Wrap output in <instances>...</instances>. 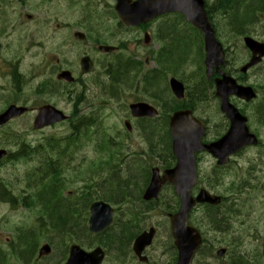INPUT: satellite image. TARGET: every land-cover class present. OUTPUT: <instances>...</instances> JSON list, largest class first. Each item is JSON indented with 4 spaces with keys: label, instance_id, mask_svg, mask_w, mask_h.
Masks as SVG:
<instances>
[{
    "label": "rangeland",
    "instance_id": "obj_1",
    "mask_svg": "<svg viewBox=\"0 0 264 264\" xmlns=\"http://www.w3.org/2000/svg\"><path fill=\"white\" fill-rule=\"evenodd\" d=\"M36 1L37 0H29V2L32 5ZM76 3L77 4H74L71 1L70 4H67V6H64L63 8L64 12H62L63 11L62 10L59 16H57L56 18L62 17V19H59V20H62L64 22H66L65 20L71 21L75 19V20H78V22L85 23L84 25H82V26H85L82 31L83 32L86 31V35H89L88 31H90L91 33L89 35V38L84 40V42L74 43L72 42L73 39L71 38V36L68 35V29L61 28L62 30L52 33L51 27H53V25L50 23L49 18L46 16L40 17V24L36 23L32 25L31 27L33 29V32L37 30L36 33L28 34V37H26V39L22 41V45L30 46L33 43L32 46H34V45L39 44L40 46L39 49L41 51L36 55L34 54V52H36V49H34L31 52V54L26 55L27 51L29 50L26 46L25 49L23 50L24 51L23 55L21 51H19L20 54H18V57L16 59L18 61V66H17L18 71L25 72V73L27 72L25 76L26 79L29 77V75H32V72L38 75L42 71L40 70V68L42 67V63H44L46 66L50 65L51 68H54V67H57V66H54V64L59 61L62 63H65V62L70 63V64L73 63L74 61L73 59L76 56L82 53H85V51L90 52L93 55L91 42H93L94 40L91 39V37L95 38L96 36H98L99 40L105 41V43L107 44L108 43L117 44V42L120 41V39L127 40V38H132L133 32H126V30L121 29L120 27L118 28L117 26L111 27L108 24L107 27L101 28V26L104 23L103 22L104 17L102 16H96L95 18L90 17L93 13L92 12H82L81 7L79 6V2L77 0H76ZM49 13H54V10L51 7V5L49 8ZM253 13L254 12L252 11V16H253ZM48 16L51 17L53 20L55 19L49 14ZM44 18L47 19L46 26L43 25ZM251 24H255V22H253L252 20L251 21L247 20L244 22L243 28H247V27L250 28L252 26ZM38 34L40 36H38ZM229 38H230L229 35L223 37L224 40H227ZM36 40H42L43 43H39ZM229 43L232 44L231 41ZM182 44H183V47L180 48ZM129 45L130 47L136 46L135 42H132ZM168 50H170V53L167 54ZM184 50H185L184 57H182L178 61H174L172 66L175 67L174 72L176 74V77L179 79H183L187 82L188 90L191 94L194 91L193 90L194 87L201 89V85L203 81L200 78L201 76L200 70H193V68L195 69L197 68V66H195L197 63L194 61L192 62V64H189L188 62L184 63L183 59L184 58L185 60L191 59L192 56L198 59L199 52H198V47L196 43L194 41L191 42V41L186 40V36L179 34L178 39H176L173 43H169L167 46L164 47L161 56L164 61L169 62L170 60L173 59L172 57H178L179 54L183 52ZM230 52L234 54L235 56H237L238 61H240L239 59L241 57V52L239 53V51L235 49H230ZM8 57L10 56L2 54L0 56V65L3 63V59H6ZM100 57H102V55H100ZM107 58L111 60L116 59L115 56H109ZM182 61L184 64L180 65ZM151 66L152 64L150 63L149 67ZM5 68L7 69L8 67H5ZM101 69L102 67H98L97 65L96 69L94 70L95 71L94 74L90 76L88 75L86 78H84V80L85 79L87 80V81L85 80V83H89V90H87L83 95H84V98L89 101V104L86 101L84 102V106L81 108L82 112L79 113L81 115L82 114L87 115L88 113H90L88 111H90L93 108H90L89 106H95L98 103V101L92 100V98L94 97L92 94L97 92V88L92 82L94 77L97 76V78H99V81L103 82L104 85L106 86L110 84L108 81H106V79H104V76L106 74ZM45 71L47 73L48 69H45ZM135 73L136 71H133L129 74V76L130 75L131 76L129 77L128 85H134V81L132 80H133V75ZM170 76L175 77V75H173L172 73H169L166 76L164 74V76L161 77L162 78L161 80H163V82H160L158 87H155L149 84V82H147L148 83L147 91L153 93L156 96H159L161 103L163 105L164 103L162 102V100L165 99L166 101L165 103L168 106H170V101H171V99H169L168 91H167V82ZM38 79H39V76L36 77L34 75L33 78L30 80L29 84L37 82ZM4 83L5 81L2 79V81H0V85H3ZM136 87L137 86H134L132 87V89ZM28 88L29 87L23 90V94H22L23 97L27 96L30 93L27 90ZM127 89H130V87L128 86ZM80 90H81V87L79 85L74 84L73 86H69V91H70L69 95L71 96L70 102H68L67 100L64 101V99L60 95H52L55 97L53 99L54 103L57 104L61 108H65V110H67L71 114L73 112L72 102L73 104H75V97H76L75 93ZM110 93H111V90H110ZM141 94L142 93H136V92H134V94L131 93L130 95L127 94L126 95L127 98H123L121 100L111 98L112 100L114 99L111 102V105H109L108 107L99 109L98 118L100 115L102 120H100V118L99 119L93 118L96 123V126H92L93 130L97 129L100 131V134H103V135L106 134L107 136L112 138L114 141H119L122 143V147H119V149L121 150V153H123V155L120 153H117L116 163L117 165L121 167L122 175L124 176L128 175L127 164L133 165L134 167L136 166L135 165L136 162L139 163V165L137 166L138 169L134 171L136 173L135 175L136 177L139 173L140 175L142 172L146 173L147 171L146 169L149 164H152L153 166H160V164L163 161H165L168 157L167 152H161V153L159 152L160 156L158 155H152L151 157L146 156V153H145L147 150L146 140H145L143 129L139 127L140 125L137 124L136 128L133 127L132 132H129L122 125L123 119L126 118L128 114V109H127L128 105H123V103L125 101L126 103L127 102L129 103L130 100H134L135 98L144 99L142 97L143 94L142 95ZM103 99H110V98L108 97V95H104ZM2 103L3 101L0 100V106H2ZM254 103H256V101H254ZM79 106L81 107L82 104ZM217 108H218V101L216 99L213 100L212 98H206V100L199 102L197 105L196 114H198L200 117L208 121V124L211 125L212 132L215 130L216 121L210 124L211 117L212 118L220 117L222 119V115L218 113ZM248 109L251 111H254L255 107L252 105V106H249ZM75 113H78V112H75ZM31 115L33 114H28V115L19 117L15 121H13L8 127L4 126L3 128H0V147H3V148L6 147L10 150L11 148L17 149V147H20L21 144L24 142L35 145L37 143H41L43 141L42 140L43 138L52 136V134L56 136L64 137L65 135L70 133L71 128L68 129V126L66 123H64L63 125H56V126H53L52 128H48L45 130L34 131L31 128V125H32ZM256 118L257 117L255 116L254 118H252V120H255ZM161 122H163V125H164L163 119H159V123ZM148 125L149 124H145V126H148ZM121 127L124 130L123 132H119V130H121ZM99 136L100 135H96L92 138H88V140L84 141L85 143L84 145H82L80 141L77 143H72L69 145L65 154L64 153L60 154L61 158L62 156L63 157L66 156L64 159L69 161L68 164L64 166L66 179L68 181V185L66 184V187L68 186L67 190L77 191L79 187L82 186L83 183L87 182L88 184L92 185L89 189L91 194L99 195L102 197L105 195L112 194L111 197H115L116 194H114L113 192L114 190H116L115 188H113L114 190L111 189L113 191L108 190L105 192V189L108 188V186H106V183L102 185L96 184L103 177V174L102 176L101 174H99L101 171L99 173L93 171V170H96V167L94 166V163L96 162H93V161L98 159L99 154L104 155L103 151H101V153L99 152V148H98V144H99L98 137ZM207 137L211 138V132H209V135ZM51 142L52 141L50 140V143ZM111 148L112 150L113 149L117 150L118 147L113 145L111 146ZM36 155L37 154L35 155L30 154L29 158L26 155H22L21 157L23 158V160H26L28 158L29 161L32 160L34 162V160L38 161V159L35 157ZM201 161H202V165L204 164V162L206 163L208 162V167L212 165L211 159L207 156H204ZM31 164L32 162H30V164L26 163V165L22 162H19L17 165H15V168H13L11 163L6 162V165H4L2 168H1L2 165L0 166V174L4 177L8 176V180H10L11 183L15 182L13 186V192L19 193V191L21 190L23 191V189L26 187L27 181H24L25 176H21L20 178H18L17 175L23 174L24 173L23 171L26 169L30 170ZM241 175H242L241 173H238V176H241ZM138 176L137 178H135L136 179L135 182H137L136 184H138L140 181L139 180L140 176L139 177ZM234 176H235V173L233 172V173L226 174L224 178L222 176L219 177L217 179V182H218L217 185H220L218 186V191L220 192L223 191L226 193L225 189L229 187V191L232 192L233 188L235 187V184L232 188L231 184L228 186V183L234 182V178H233ZM48 177H49L48 174L44 175V178H48ZM30 179H28L29 183H31ZM54 180L55 178L52 181ZM245 192L246 193L241 194V196L245 198V195H248V201H249L251 197L248 191H245ZM129 193H126V195L129 194L127 195L129 197V200L133 202H137L138 204L137 198H138L139 190L138 192L134 190L132 191V193L131 192ZM252 193L256 195V199H258V197L260 196L259 192L258 193L252 192ZM170 195H171L170 190H165L162 193V196L159 198L161 200L158 201V203L156 204L155 210H153L151 214H147V212L142 213L141 215H139L137 222H136L139 228H144V227L147 228L148 226H151L152 224H154L157 227L156 237L152 245L147 251L148 258L150 260L155 259L154 261L157 264H159L157 262L158 259L164 260L162 264H169L170 258L174 253L173 252L174 249L172 246V238L170 235L169 218L167 216V213H165L166 211L164 209V204L166 200H169L168 198ZM57 201L58 203H60L59 205H62V204L66 206L69 205V203H65L64 201H62V199L60 200V198H58ZM120 203L125 204V201L120 200ZM124 207L125 206H123L122 209H124ZM32 208L31 206L28 207V209L25 208L24 206H20L17 209H14L9 204L7 205V204L0 203V247H2L5 250L8 249L7 243H9L10 239L13 237V232L15 236L17 227H20V226L34 227L35 226L36 216H34L33 213H35L36 209L35 207H32ZM240 210H241L240 213H235L234 211L236 210H232L231 212H228L230 213L227 218L229 229L224 232L222 229H219L216 231L213 229L212 230L210 229V224L205 218V214L203 213V210L196 211L193 214L192 219L195 222H197V225L201 229L202 233L205 235L206 240L211 242V244L213 245V248H218L219 246H228L230 242H235L234 246H231L233 244L231 245L229 244L232 247V251L230 253H232V255L235 256L236 253L234 252H236V249H237V252L238 250H241L242 249L241 246H245V245L247 247L253 246L251 243L250 226L240 225L242 221L247 222L244 219V215L246 214V211L244 210L243 205L240 207ZM63 214L65 215L64 212H62V215ZM117 215L119 216V218L121 217V215H119L118 213ZM127 215L129 217L128 223L131 225H135L133 224L135 222L133 223L130 222V219L131 221H133L132 217L129 214ZM76 228H79V227H76ZM75 232H77L76 235H72L71 239H74L78 243L82 244V246H85L84 248L90 249L93 247L94 244H96V243H93V241H95L93 238L88 237L87 239L85 234L82 233L81 231L76 229ZM42 239L43 238H41L40 240ZM239 239H242L243 244L239 242ZM52 240L53 242H58V240L55 241V237ZM81 240L85 241L84 245ZM90 241L92 242L90 243ZM40 242L43 243L44 241L42 240ZM238 244L241 246L238 247ZM52 246H53L52 254L50 256H46V258L41 259L39 262L35 264H62V260L64 256V251H63L64 245L60 243L59 246L57 245L58 247L56 246V244L55 245L52 244ZM205 247L209 249L210 245H208L207 243H204V247L202 250H204ZM130 249H131L130 245L123 246L121 249H117V250L113 249V251H111L109 254H106L105 259H104V264H139V262H137L138 260H136V258L134 257L132 253V250ZM16 256L17 255L10 256V258L8 259L9 263L11 264H30V263L25 262L24 260H21L19 257L16 258ZM199 256L200 255H198V257ZM231 259H232L231 257L226 256L224 259L225 261L224 260L222 261V260L216 259L215 257L203 255L202 259L200 256L199 259L194 264H226L227 260L230 261ZM241 260H243L245 263L246 261L245 256L241 257ZM249 261H251V259H249ZM238 264H242V262L238 261Z\"/></svg>",
    "mask_w": 264,
    "mask_h": 264
},
{
    "label": "flooded vegetation",
    "instance_id": "obj_2",
    "mask_svg": "<svg viewBox=\"0 0 264 264\" xmlns=\"http://www.w3.org/2000/svg\"><path fill=\"white\" fill-rule=\"evenodd\" d=\"M77 4L76 0H37L33 5L29 2V0H0V56L2 54L4 55H9L10 57L3 59V63L0 65V78L5 79L10 75L9 82L7 85L8 87H3L0 88V100L3 101L2 106H0V112H3L4 109L11 105V104H22L25 101L26 108L28 109L26 113L23 115L17 116L16 118H13L9 120L4 126L8 127L13 121H15L17 118L22 117L24 115H27L28 113L33 114L31 115V121L32 119L37 115L39 112V108L44 106V105H51L54 104L53 106H57V104L54 103V95L55 92H60L63 90V99L64 101L67 100L70 102V91H69V86L79 85L81 87V90L86 89L89 87V83H85V80L82 76L78 77L75 79L74 84H68L64 83L63 80L56 79L54 78L55 74H58L60 70L65 69L62 66L61 67H56V68H47L48 69V75H47V82L44 84H39L37 89H33L31 93V98L27 97L26 99L21 98L20 92L21 88H19L18 82L16 83V76L18 79H20L22 74H19V71L15 72V68L10 72H5L4 69L5 67L9 66H18V61L16 60L18 57L19 51L23 53L24 46L22 45V41L26 39L27 35L31 32H33V29L31 28L32 25L38 21V19L45 15L49 14L53 18H56L59 16L61 11L63 10L64 6H67V4H70V2ZM79 1V0H77ZM112 1V0H111ZM211 0H206V6L209 7V11L211 13V18L213 21L217 20L219 21L220 18H224L227 14V11H230L231 17H233V21L235 20V17L233 15H237L238 13H244V6H238L235 7L234 5L224 3V2H219L215 1L214 4H210ZM92 2H98L100 6L103 5L102 0H82L81 5L82 8H84L86 5H90ZM258 4H262L261 7H256L253 4H251V8L253 12H260L264 11V0L257 1ZM51 7L54 10V13H49V8ZM242 7V8H241ZM243 10V11H241ZM64 11V10H63ZM104 13L106 11L104 10ZM169 14V13H167ZM167 14L160 15L159 17L155 18L154 21L150 22H145L140 25L136 26H131V32H133V37L135 42H137L138 45H140L144 50L142 49H135L132 50L129 53V57L134 58L136 60H140L144 62V66L148 64V59H149V53L151 51L149 50L148 46L149 44L156 49L160 48L161 45L159 44L160 41L162 40L161 38L165 37L167 38V41H164L165 46H167L169 43H173L176 39H178L179 35L178 34H173L168 31V28L164 27V30H159L160 27V22L155 27L156 21H159L160 18L166 19ZM109 12L104 16V21L105 22L108 18ZM252 16V15H251ZM51 18V17H50ZM250 21L252 20L255 22V24H251L250 28H246L248 30H256L258 27L257 20L254 16L250 17ZM46 21L47 19H43V25L46 26ZM224 23L222 21L218 22L219 29L222 32H225L227 29L226 27L222 26L221 24ZM57 27H60L61 24L56 25ZM244 22L242 24V27H240L238 30L243 31L244 28ZM41 27V25H40ZM68 27H77L79 28L80 26L77 23H72V24H67L65 28ZM125 28L124 26H121ZM126 29V28H125ZM229 29L235 30V28L230 27ZM37 31V30H36ZM34 31V32H36ZM90 31H88V34L90 35ZM148 34V41L145 42V37ZM172 35V36H171ZM142 37V38H141ZM99 38L96 36L94 39ZM92 39V38H91ZM149 46V47H151ZM120 47V46H119ZM125 49H119L118 51L112 52L114 54H119L121 52H125ZM118 52V53H117ZM163 52V48H160L159 50V56H161ZM199 52V49H198ZM170 53V50L167 51V54ZM13 55V57H12ZM115 56V55H114ZM115 60H111L107 57H104L102 59L97 60V65L98 67H102L101 70L106 74L107 79L106 81L110 80V85L112 87H119L123 86L124 84H128L129 82V77H118V72L113 70L116 64L121 61H126L124 57H118L115 56ZM162 58V56H161ZM16 60V61H15ZM163 60V59H161ZM188 60V59H187ZM134 65L130 63V66ZM135 68L133 69H128L127 72L129 74L131 72L137 70V73L140 71V69L137 68L136 65H134ZM117 68V67H116ZM115 68V69H116ZM165 69L160 68L156 72L152 73H146L144 76V85H143V91H147L148 88V80L149 76H157L160 72L162 75L164 74ZM127 76V75H126ZM164 76V75H163ZM160 77V76H159ZM159 77L157 80H159ZM116 79L115 85L111 82V79ZM127 78V79H126ZM154 79V78H153ZM156 80V81H157ZM87 81V80H86ZM97 88V91H101L102 88L104 87V83L99 81V78L94 77L92 81ZM158 82V81H157ZM12 84V85H11ZM43 90L41 93L39 91ZM194 91L191 93V98H196L194 100H187L188 102L194 103V101H197L200 97V93L198 92V88L194 87ZM201 92H204L203 88H201ZM118 90L115 88L111 89V93L113 94L114 92H117ZM39 93V95H37ZM83 96V93L80 94ZM115 95V94H114ZM164 103V107L166 109H170L169 106L165 103V99L162 100ZM246 114H248L249 118L252 119L255 116L257 117L253 121H257L254 125V129H252L253 133L256 134L259 137V142L255 145H249L245 147L244 150L247 149L244 157L240 159L239 161L236 160V157L242 152L236 153L232 156V159L228 163H223V164H218L217 161L214 160V163L212 166L206 165V164H201L199 162V158L197 157V162H198V167H199V174H200V181L198 188L196 187L195 190L193 191L194 194L198 192L200 188L206 189L208 192H211L212 194H217L220 197H222L223 200H230L229 196H231V204L234 208H236L234 211L235 213H240V207L243 205L244 210L246 211V214L244 215V219L247 221H242L240 225H249L251 228V243L252 247H247L241 246L238 244V247L241 246V250L236 249V257L235 259H232L230 261L227 260L226 264H232L234 261H241V257L245 256V263L242 264H264V103L260 104V108L257 107L254 109V111L251 110H245ZM226 128H229L228 123L225 124ZM2 126L1 128H3ZM12 127V125H11ZM244 152V151H243ZM235 173L234 182L228 183V186L231 184L232 188L235 184V187L233 188V191H229V187H227L226 193L225 192H220L218 191V186L217 185V179L219 177H225L226 174L229 173ZM238 173H241V176H238ZM222 186V185H221ZM248 191L250 195V200L248 201V195H245V198L241 196V194H245ZM252 192L258 193L259 192V197L256 199V195H254ZM138 200V207H139V199ZM175 205L176 202H174L173 209L175 210ZM212 205L208 204H203L199 205L195 208L196 211H199V209H203L206 213H211L214 209L209 208ZM143 207V206H142ZM151 209L150 211L147 212V214H151V212L154 209V207L151 205V207H148ZM153 208V209H152ZM226 208H231L229 202L226 204ZM239 208V209H238ZM214 215L212 214H205V218L210 224V229L212 230H219V229H224L225 226H223L224 222L223 220L225 218V212L223 213H218L219 210H215ZM167 214H170L169 212ZM214 216H216L214 218ZM212 221L215 223L218 222L215 225ZM157 230V228H156ZM172 238V237H171ZM239 242L243 244L242 239H239ZM235 243V242H234ZM232 243L234 246L235 244ZM151 246V245H150ZM150 246L145 250V254L147 255V251L150 248ZM172 246H173V240H172ZM174 253L170 258V263L169 264H175L177 258V251L175 246H173ZM209 249L205 248L203 250L202 255H211L209 252ZM242 252V253H241ZM227 256L233 257L232 253H228ZM251 259V261H249ZM155 259L150 260L147 256L146 260L143 261H137L139 264H157ZM163 259H158L157 262L159 264L163 263ZM232 261V263H231Z\"/></svg>",
    "mask_w": 264,
    "mask_h": 264
},
{
    "label": "trees",
    "instance_id": "obj_3",
    "mask_svg": "<svg viewBox=\"0 0 264 264\" xmlns=\"http://www.w3.org/2000/svg\"><path fill=\"white\" fill-rule=\"evenodd\" d=\"M257 1L260 0H252L251 4H253L256 7H261L262 4H258ZM251 4L248 6H245L244 13H238L237 15H233L235 17V20L233 21V17H231L230 11H227L229 13V25L230 27L235 28L238 30L240 27H242L243 22L247 21L252 17V8ZM242 8V7H241ZM243 11V10H241ZM187 40V39H186ZM183 47V44L180 46V48ZM185 50L179 54L178 57H172L173 59L169 62L166 61L167 66H172L174 61H178L182 57H184ZM187 59V58H186ZM184 62L186 61L185 58L183 59ZM183 64V61L180 63V65ZM117 68L114 70L118 72V77H127L129 76V72H127V68L130 67V63L126 62L124 65L118 64L116 66ZM173 67V66H172ZM127 75V76H126ZM160 76V77H159ZM159 77L160 80H157ZM163 77L162 73L160 72L157 76H149L147 78L149 84L158 87L160 82H163L161 80ZM126 78V79H127ZM154 78V79H153ZM158 82H157V81ZM110 83V80L108 81ZM111 82L113 85H115L116 79H111ZM107 86L104 85L102 90H111L112 88H116L115 86ZM201 96L204 94L203 92L200 93ZM204 99H197V101L188 102V101H182L178 102L176 101V108H180V105L182 103V106H187L190 108H194V106L197 105V102L203 101ZM180 104H178V103ZM78 117V116H77ZM79 119L81 120L79 122ZM147 122L142 123V121H139L140 128L143 129L145 140H147V143L149 145V149L151 152H153V155L160 156L159 152H170V139L167 133V129L165 125H163V122L158 123L154 120L147 119ZM150 121V122H148ZM79 122V123H78ZM144 124H149L148 126H144ZM165 124V123H164ZM163 126V127H162ZM91 123L89 121H85L82 118H76L75 122L72 124V131L74 132L72 135L67 136V138L62 140L54 141L53 144L51 143H42L44 146L43 153L40 152L39 147L37 148H26V147H20L17 150V153L15 155H26L29 156L30 154H37L36 157L38 159V166L35 168H30V170H27L25 172V181H27V193H22V191H19V193L14 192L8 188H11L14 186L15 182H10L6 177H0V198L4 200L5 202H9L11 205H15L16 200L20 202L22 205L27 207H35L36 211L33 213L35 218V226L34 227H21L17 228L15 238L11 240L10 242V253L11 255H17L16 258H20L21 260H24L25 262L29 263L33 260L35 256V251L37 246L40 243V239L42 240H49L53 245L56 244V246L62 244L63 240H66L72 237V235H76L77 230L81 231L85 234V236H88L86 233L87 227L85 226V219L86 216L84 214V210L87 207V201L83 198L82 200H79L77 203L70 200L69 197H62L63 195V187L64 182L60 177V170L62 169L63 160L66 157L61 158V153H66L68 147L72 143H77V141L81 136V134H91ZM163 130V131H162ZM162 131V132H161ZM159 132V133H158ZM81 133V134H80ZM166 135V136H165ZM99 150L103 151L105 150L106 157L104 155L102 156L101 160H99L97 163H94V166L96 167V170H93L94 172L99 173L101 170L104 169V167L113 168L115 165L113 164V158H117L116 151L111 150V143L109 139L101 138L100 144L98 145ZM118 150V148H117ZM116 152V153H115ZM55 153L57 155L55 157H52ZM104 160V161H103ZM136 166L133 167V165L127 166L128 175L121 177L119 174H114L111 176L112 178L104 179L102 181V184L106 183V186L108 188L105 189V192L108 190H111L115 188L116 190H111L116 194L115 197H111L112 194L105 195L103 198L106 200L112 201L113 203L120 202V199L129 195L132 191H137L141 189V186L145 184L147 181V173L142 172L138 174L140 176V181L138 184L135 182L136 171L139 165L138 162L135 163ZM48 174V178H44V175ZM138 176V177H139ZM19 177V176H18ZM31 178V179H30ZM55 178L54 181H52ZM57 178V179H56ZM28 179L31 180V183L28 182ZM61 183V184H60ZM101 184V185H102ZM112 184V185H111ZM116 185V186H115ZM111 186V187H110ZM115 186V187H113ZM123 186V187H122ZM126 193H129L126 195ZM26 194V195H25ZM91 195V193H89ZM58 198L65 203H69V205H59ZM139 198V196H138ZM86 202V203H85ZM33 209V208H32ZM31 209V210H32ZM34 210V209H33ZM62 212L65 213V215H62ZM231 212V211H227ZM68 214V215H67ZM212 215L215 214V212H211ZM132 217V216H131ZM216 216H214L215 218ZM133 219V217H132ZM129 220V217H128ZM128 220L123 222V220H118L116 228L108 229L103 234L95 235L93 236L96 238L97 242L99 244L106 245L109 252L117 249H121L123 246H127L129 241L132 240L134 237V228L135 225H131L128 223ZM135 222L134 219L133 221ZM215 225L216 223L212 221ZM224 224L223 226V232L227 231L229 229L228 220H223ZM79 227V228H76ZM123 231V232H122ZM51 237V239H50ZM55 237V241L58 240V242H53V238ZM59 237V238H58ZM61 239V240H60ZM121 244V245H120ZM57 246V247H58ZM8 251H2L0 252V263L2 264H11L8 260H3L2 258L7 256ZM233 256V255H232ZM235 259V257H232V260ZM232 262V261H231ZM242 263H244L243 260H241ZM232 264H238V261H234Z\"/></svg>",
    "mask_w": 264,
    "mask_h": 264
},
{
    "label": "water",
    "instance_id": "obj_4",
    "mask_svg": "<svg viewBox=\"0 0 264 264\" xmlns=\"http://www.w3.org/2000/svg\"><path fill=\"white\" fill-rule=\"evenodd\" d=\"M198 1V0H197ZM200 5V1H198ZM171 5V8L182 9L185 12V16L187 19L194 21L202 30L205 31V41L207 42V61L209 65L212 63L214 57L218 55L219 45L217 42L213 41L211 30H209L206 21L203 18V15H197V12L201 14V10L196 7L195 4L191 1L187 4V6H183L182 4L177 5L172 1L168 3ZM134 8L137 12V22L133 21L130 17L131 14L128 13L125 8L126 3L122 0L119 2L120 10H124L126 15L129 17L124 18L123 14L121 15L122 21L124 23H139L140 21V11L137 8L136 3L133 4ZM143 10V9H141ZM154 8H151V11ZM158 10L152 14L157 13ZM125 15V13H124ZM78 37L83 38V35L76 34ZM90 62L87 58L82 60V71L90 69ZM63 77H68L70 74L65 72L62 73ZM69 78V77H68ZM172 89L176 91L179 96V90L181 88L180 84L176 81L172 80L171 82ZM231 86H228L227 83H223L222 85H218L217 94L221 97V109L228 113L233 121L234 128L229 131L221 140L217 143L208 144V146L202 145L200 143V136L203 133L204 127L197 122L196 120L191 118V114L189 111L176 112L171 117L169 127H170V135L172 139V151L176 157V165L171 170H166L162 174V178L159 177L157 169L153 170L152 179L150 181L149 186L147 187V191L144 195L145 199H150L151 197H155L160 190V185L165 180H168L172 183L173 187H175L176 194L180 198V207L179 212L176 213L171 220L172 223V234L175 238V245L178 246V260L177 264H189L190 257L197 250L200 243L199 234L190 226H187V218L188 213L191 207L195 204V202L207 201L209 203H218L219 199L208 196L204 191H200L196 199L191 198L190 189L196 183L197 176L195 174V162H194V152L200 149L209 150L214 155L218 157H224L226 154L231 152L240 145L241 140H238L237 136H234V131L236 128L237 118H239L238 114L233 111L232 107L226 101V95L231 91ZM133 116H146L150 114V116H154L155 111L148 104H135V106L131 107ZM24 109L17 108L14 106H10L3 114L0 115V124H3L4 121L9 119L12 116H15L16 113L23 112ZM65 116L58 111L57 109L51 107H44L40 111V114L35 118L34 127L40 128L45 125L52 124L54 122H59L64 120ZM244 137V136H243ZM222 147V148H221ZM5 155L4 150H0V159ZM90 218L88 220V229L91 233H100L104 231L110 223L112 222L113 209L106 202L95 201L90 206ZM152 232L149 234L142 233L133 243L134 251L140 257V252L143 249V246L150 242ZM50 247L48 244L43 245L39 249V256L46 255L49 253ZM104 251L100 247H96L91 252H87L80 248L76 244H72L69 247V257L65 264H101V260L103 259Z\"/></svg>",
    "mask_w": 264,
    "mask_h": 264
},
{
    "label": "bare ground",
    "instance_id": "obj_5",
    "mask_svg": "<svg viewBox=\"0 0 264 264\" xmlns=\"http://www.w3.org/2000/svg\"><path fill=\"white\" fill-rule=\"evenodd\" d=\"M164 44V43H163ZM164 47H165V44H164ZM162 58H161V56H159V58H158V64H159V66H160V68H164L165 69V71H164V74H165V76L167 75V74H169V73H172L173 75H175V77H176V74H175V67H171V66H167V63H166V61H164V60H161ZM196 62L197 63V61H198V64H199V60L197 59V58H194L193 56L191 57V59H188V60H186L185 62H188L189 64H192V62ZM127 61H121V62H118L116 65H118V64H122V65H124L125 63H126ZM184 62V63H185ZM183 63V64H184ZM195 63V64H196ZM182 65V64H181ZM181 67V66H180ZM114 68H116V66L114 67ZM114 68H113V70H114ZM133 68H135V66L134 65H131L129 68H127V69H133ZM163 74V75H164ZM173 77V76H172ZM174 77V78H175ZM200 78H201V76H200ZM176 79H179V78H177L176 77ZM202 79V81H203V78H201ZM179 80H183V79H179ZM206 87H207V83H206V81L204 82H202V85H201V88H203V90H204V93L206 92ZM187 88H188V86H187ZM201 89H198V92L199 93H201ZM190 96V97H189ZM189 98V99H188ZM194 99H196V98H194ZM193 98H191V94H190V92L188 93V97H187V100H194ZM186 100V101H187ZM162 104V103H161ZM162 107H163V109L165 110V111H171L172 109L174 110L177 106H176V103H174L173 101H170V106H169V108L170 109H166L165 107H164V105L162 104ZM148 122H150V121H148ZM139 124V123H138ZM140 125V124H139ZM144 126H145V124H144ZM166 136V135H165ZM62 197H65L64 195H62ZM230 213H228V212H225V218L227 219L228 218V215H229ZM120 220H121V218H120ZM123 232V231H122ZM86 238L88 239V237L86 236ZM232 243H234V242H230L229 244L231 245ZM106 246V245H105ZM232 246V245H231ZM237 254V253H236ZM234 256V255H233ZM234 257H236V255L234 256ZM233 261V260H232ZM232 263V262H231Z\"/></svg>",
    "mask_w": 264,
    "mask_h": 264
}]
</instances>
